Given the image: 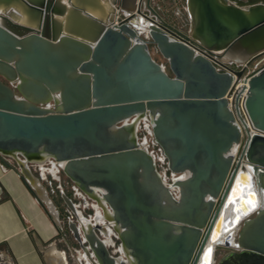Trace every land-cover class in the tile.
Segmentation results:
<instances>
[{
    "label": "water",
    "instance_id": "95a60500",
    "mask_svg": "<svg viewBox=\"0 0 264 264\" xmlns=\"http://www.w3.org/2000/svg\"><path fill=\"white\" fill-rule=\"evenodd\" d=\"M16 1L35 23L0 0V154L56 221L33 166L50 161L98 201L108 225L86 220L61 191L91 264H264V65L247 76L243 106L255 133L237 158L242 131L228 102L245 66L264 56V0H186L200 47L164 24L150 0H120L123 17L110 10L106 21L73 0ZM67 9L77 25L63 27ZM146 119L169 179L139 141ZM107 226L118 255L94 230ZM35 241L46 264H67L55 244ZM218 245L230 250L216 261Z\"/></svg>",
    "mask_w": 264,
    "mask_h": 264
},
{
    "label": "crops",
    "instance_id": "0c3cea01",
    "mask_svg": "<svg viewBox=\"0 0 264 264\" xmlns=\"http://www.w3.org/2000/svg\"><path fill=\"white\" fill-rule=\"evenodd\" d=\"M38 168L42 175L41 184L58 209L55 200L49 195L50 181L46 180L49 173L56 176L57 168L50 161ZM161 173L169 179L164 168ZM60 218L56 221L48 206L27 185L18 169L7 166L0 159V264H46L36 238L45 246L55 244L67 264L69 257L77 264H91L80 247L69 243L65 230L62 229L61 233ZM108 243L109 246L113 244L111 237Z\"/></svg>",
    "mask_w": 264,
    "mask_h": 264
},
{
    "label": "rangeland",
    "instance_id": "374dc122",
    "mask_svg": "<svg viewBox=\"0 0 264 264\" xmlns=\"http://www.w3.org/2000/svg\"><path fill=\"white\" fill-rule=\"evenodd\" d=\"M228 3L232 4V1L228 0ZM116 19L119 20L121 17H123V14L126 12L121 1L117 0L116 3ZM150 6L157 12V14L159 15V17L161 18L162 22L164 24H166L167 26H169L170 28L179 31L183 34H187L191 37L189 30H190V16H189V12L187 9V3L186 0H150ZM192 38V37H191ZM150 51L153 55V57L156 58V60L164 65L167 66V62L166 60L161 56V54L159 52L156 51V48L154 45H150ZM259 59H256L255 61H253L250 65L249 68H252L255 63L258 61ZM234 66V65H232ZM138 137H139V141H143L144 137L147 136L145 129H144V123H140L139 124V128H138ZM148 137H151L150 135ZM156 153H158V151H156ZM5 160L7 162H9L10 164H15L17 167L16 162L14 161V159L10 158V157H5ZM158 167H159V171H163L164 165L162 164V162H160V160L158 159L157 161ZM33 171L34 173L37 175L38 172V168L36 166H33ZM62 180L65 181V185H61L60 190H62L63 192H65L69 197H71L76 203H78L80 201V197L77 196L76 194H74L72 188H71V184L68 182L67 177L63 174L62 176ZM46 180L49 181L50 180V176L47 175L46 176ZM59 183V182H58ZM88 206L86 208H81L79 209L80 214L82 215V217L85 218H96V220L98 219L100 222L102 221L103 223H105L106 225L107 222H105L104 220V215L101 212V210L98 208V205L92 200V199H88ZM59 205L61 204L62 209L64 208V203H62V201L59 199ZM93 207V208H92ZM108 209V207H106V210ZM98 210V211H97ZM96 215V216H95ZM98 215V216H97ZM252 215V214H251ZM94 221V219H93ZM241 224V223H240ZM239 224V226H240ZM65 227V226H64ZM107 228H109L107 226ZM65 232H66V237L69 240V243L74 244V246L76 248H78V245L75 243L70 231L67 229V227L64 228ZM109 232H111L110 228H109ZM108 232V234L102 233V236H104L103 238H105L107 241L110 242V233ZM115 242V240L113 241V243ZM62 244V243H61ZM60 244V245H61ZM117 245H110V249L113 253H115L116 255H118L119 253H117V251L119 250V241L116 242ZM225 249V250H224ZM227 248H224L223 245H218L216 246L215 249V254H214V258L215 260H219L225 253H227L226 251ZM69 264H77L72 258L69 257ZM89 264V263H87Z\"/></svg>",
    "mask_w": 264,
    "mask_h": 264
},
{
    "label": "built area",
    "instance_id": "2783aa9c",
    "mask_svg": "<svg viewBox=\"0 0 264 264\" xmlns=\"http://www.w3.org/2000/svg\"><path fill=\"white\" fill-rule=\"evenodd\" d=\"M174 31L177 33V35L180 38L188 40L193 45V47L194 46L200 47L198 42L196 40L192 39L189 35L183 34V33L176 31V30H174ZM232 65H234V66H232ZM262 65H264V58H261L260 60H258L252 68H249V66H245L244 74H243L242 78L235 84L232 93L230 94V96H228L229 106L232 109V111L235 115L236 121L239 124L241 131H242L241 141L235 146V157L236 158L239 157L241 154H244L247 151L250 138L252 137L253 133H255V131L252 129V126H251V124L248 120V117L246 115V112H245V109L243 106V100H244L246 93H247V80H248L247 76H248V74H250L252 71L257 70ZM230 66L235 70H239L242 67H244V64H242V65L230 64ZM141 123H144V129H145V132L147 134V136L144 137V140L141 141V143H143V145L151 153H153V155H155L156 161H158V159H159L160 162H162V164L164 165V171H165V173L168 174L166 159L164 158L162 151L159 148V146L155 143L153 135L151 133L150 120L146 119V120H143ZM149 135L151 137H148ZM156 151H158V153H156ZM157 166H158V164H157Z\"/></svg>",
    "mask_w": 264,
    "mask_h": 264
},
{
    "label": "flooded vegetation",
    "instance_id": "af4514ba",
    "mask_svg": "<svg viewBox=\"0 0 264 264\" xmlns=\"http://www.w3.org/2000/svg\"><path fill=\"white\" fill-rule=\"evenodd\" d=\"M261 58H264V56H260L258 59L260 60ZM37 167V166H36ZM38 168V167H37ZM41 174V172H40V170H39V168H38V172H37V175H40ZM64 173L59 169H57V171H56V176H52V174L51 173H49V176H50V185L48 184V186H49V195L55 200V202H56V204H57V207H58V210H59V214H60V216L59 217H61L60 219H61V224H62V226H61V233H62V229L64 230V228L65 227H67V229L70 231V233H71V235H72V237H73V239H74V241H75V243L78 245V247H79V244H78V242L76 241V239L74 238V236H73V233H72V231L70 230V228H69V225H68V219L69 218H72L74 221H76L77 222V224H79V221L77 220V218L75 217V216H73L71 213H70V211H69V209H68V207H67V205L65 204V202L63 201V199H62V197H61V191L62 190H60V187H61V185L63 186V185H65V181L64 180H62V175H63ZM65 175V174H64ZM66 176V175H65ZM67 177V176H66ZM67 180H68V182L71 184V188H72V190H73V192H74V194H76L77 196H79L80 197V201L78 202V203H76L72 198V200L75 202V204L77 205V209L79 210V209H81V208H86L89 204H88V199H92L97 205H98V208L99 209H101V212L103 213V215H104V220H105V222H107V220L105 219V212L103 211V209H102V207H100L99 206V204H98V201L96 200V199H94V198H92V197H90L89 195H87V194H85L84 192H82L81 190H79L76 186H75V184L67 177ZM59 182V183H58ZM61 184V185H60ZM59 199L62 201V203H64V208L62 209V207H61V204L59 205ZM93 208V207H92ZM85 218V217H84ZM86 220L88 219V218H85ZM89 220L93 223V219H91V218H89ZM101 223H102V221H101ZM65 226V227H64ZM94 230H95V232L97 233V234H99L101 237H102V231L100 230V229H98V228H96V227H94ZM110 235H111V238L113 239V241L115 240V242L113 243V245H117L116 244V242H118L119 241V239L115 236V234H114V232H111L110 233ZM119 243H120V241H119ZM119 245V244H118ZM224 248H226L225 246H223ZM109 248H110V246H109ZM111 250V249H110ZM225 250V249H224ZM230 249L229 248H227L226 249V251L228 252ZM117 253H119V250L117 251ZM114 255H116L115 253H113ZM89 259V258H88ZM90 261V260H89ZM90 263H91V261H90Z\"/></svg>",
    "mask_w": 264,
    "mask_h": 264
},
{
    "label": "bare ground",
    "instance_id": "6f19581e",
    "mask_svg": "<svg viewBox=\"0 0 264 264\" xmlns=\"http://www.w3.org/2000/svg\"><path fill=\"white\" fill-rule=\"evenodd\" d=\"M32 1L34 2L36 0H32ZM59 1L61 3H64V4L66 3V0H59ZM116 1L117 0H114V2L112 3L111 0H106L105 3L100 4L99 7H97V8L96 7H93L90 4V1L89 0H73V4H78V5L83 6L84 9L87 10L88 12H90L94 17H96V18H98L100 20H105L106 21V20H108V15H109L110 10L116 11V5H115V2ZM9 4L14 7L13 10H14V12L17 13V15L19 16V20L22 23H24V24H30V25H32L33 23H35V19H34L33 14L29 13L28 11H26L19 2H17L16 0H9ZM4 8H5V4L2 3V2H0V10H2ZM69 10L70 9H67L65 17L62 19L63 27H67V26L70 27V26L77 25L76 24L77 22L75 21V18H73L74 16H71V13L68 12ZM56 20H57V18H56ZM232 57L235 59L236 57H238V55L237 54L236 55H232ZM247 168L250 169V167H247ZM257 199H258V202L259 203L260 202L264 203V193H259V195H257ZM232 205L233 204L231 203L230 206H232ZM229 208L230 207H228L226 209V212L227 213H229V210H230ZM226 236H227V233L221 234V237H219V240L218 241L224 242ZM212 243L213 242H210L209 244H212Z\"/></svg>",
    "mask_w": 264,
    "mask_h": 264
},
{
    "label": "trees",
    "instance_id": "16d2710c",
    "mask_svg": "<svg viewBox=\"0 0 264 264\" xmlns=\"http://www.w3.org/2000/svg\"><path fill=\"white\" fill-rule=\"evenodd\" d=\"M0 159L3 161V163H5L7 166H12V167H14V168H16L17 169V167H16V165L15 164H10L9 162H7L6 160H5V158L0 154Z\"/></svg>",
    "mask_w": 264,
    "mask_h": 264
}]
</instances>
